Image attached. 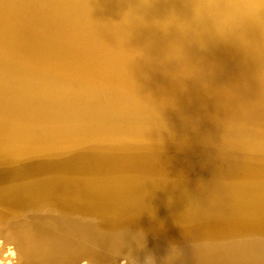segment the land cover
Segmentation results:
<instances>
[{
	"label": "bare ground",
	"instance_id": "6f19581e",
	"mask_svg": "<svg viewBox=\"0 0 264 264\" xmlns=\"http://www.w3.org/2000/svg\"><path fill=\"white\" fill-rule=\"evenodd\" d=\"M0 237L264 264V0H0Z\"/></svg>",
	"mask_w": 264,
	"mask_h": 264
},
{
	"label": "rangeland",
	"instance_id": "374dc122",
	"mask_svg": "<svg viewBox=\"0 0 264 264\" xmlns=\"http://www.w3.org/2000/svg\"><path fill=\"white\" fill-rule=\"evenodd\" d=\"M11 245H13V246H11ZM15 245H16V247H15ZM17 246H18V244H14V243L10 244L8 241H5L2 237H0V250H2V252L0 254V264H15L16 263L17 259L20 256L18 254ZM82 263L88 264L87 262H82ZM82 263H80V264H82ZM121 264H126V263L123 262Z\"/></svg>",
	"mask_w": 264,
	"mask_h": 264
}]
</instances>
